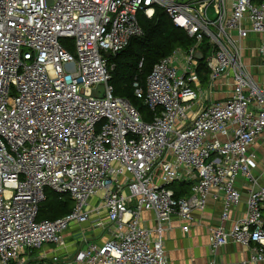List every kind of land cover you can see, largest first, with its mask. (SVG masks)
<instances>
[{"label":"built area","instance_id":"1","mask_svg":"<svg viewBox=\"0 0 264 264\" xmlns=\"http://www.w3.org/2000/svg\"><path fill=\"white\" fill-rule=\"evenodd\" d=\"M157 10L194 43L133 85L146 123L113 95L106 55ZM173 183L189 194L176 199ZM47 190L68 196L71 213L37 221ZM210 202L222 205L210 254L232 244L249 251L239 264H264V0H0V264L65 249L73 224L65 264H167L171 221L187 233Z\"/></svg>","mask_w":264,"mask_h":264},{"label":"trees","instance_id":"2","mask_svg":"<svg viewBox=\"0 0 264 264\" xmlns=\"http://www.w3.org/2000/svg\"><path fill=\"white\" fill-rule=\"evenodd\" d=\"M142 35L130 41L129 45L115 56L109 58L114 68L110 85L113 95L126 100L139 113L144 122H151L153 114L134 95L136 83L144 89L145 79L153 66L162 58L170 56L175 50L187 51L194 43L185 32L175 28L161 10L155 12L152 20L138 15ZM139 64L141 66L139 67ZM202 82L206 81V71L200 64ZM176 199L189 194L190 187L184 183L169 186ZM72 201L66 195L59 196L51 190L45 191V201L39 206L37 221H53L71 213Z\"/></svg>","mask_w":264,"mask_h":264},{"label":"crops","instance_id":"3","mask_svg":"<svg viewBox=\"0 0 264 264\" xmlns=\"http://www.w3.org/2000/svg\"><path fill=\"white\" fill-rule=\"evenodd\" d=\"M251 38H253V36ZM224 97H226V94L222 92L221 88L220 90L212 93L211 99L220 100ZM241 192L242 203L238 209L231 212V220L237 219L244 212L246 194L242 189ZM91 203H94V201L92 200ZM221 212L222 205L220 203L210 202L204 211L195 212L193 214L194 219L189 226L187 233H183L181 231L182 223H180L177 219H173L170 223V231L163 235V250L167 264H208L211 260H213L216 264H224L221 262L220 256H226L228 252L233 260L236 250L238 251L237 255H241L239 263L245 261L249 256V251L232 244L223 247L214 256L210 254L208 228L219 223ZM142 223L147 227L153 228L155 226L153 215L151 213L143 212ZM79 228H81L79 225L73 224L64 234V239L67 243V247L65 249L56 250L54 247L49 246L44 247L41 251H32L29 253V257H27L25 261L26 264H53L51 258L52 256H56L58 258L59 262L56 264H65L70 257L69 254L72 253V250L74 249V242L76 236H78L76 232H78ZM87 235L90 240H97V234L92 236L91 233H87ZM103 240L104 237L101 241ZM43 253H45L46 257L44 261H41L38 257Z\"/></svg>","mask_w":264,"mask_h":264},{"label":"rangeland","instance_id":"4","mask_svg":"<svg viewBox=\"0 0 264 264\" xmlns=\"http://www.w3.org/2000/svg\"><path fill=\"white\" fill-rule=\"evenodd\" d=\"M222 85L224 86L222 88V92H224L227 95V92H228L227 85L225 83H223ZM34 252H36V251H34ZM235 252H236V254H235V257H234L233 260H232V257L229 255L228 252H227V255L226 256L225 255H221L220 256L221 262H223L224 264H226V263H228V264H238L239 261L241 260V255H237V252H238L237 250Z\"/></svg>","mask_w":264,"mask_h":264},{"label":"water","instance_id":"5","mask_svg":"<svg viewBox=\"0 0 264 264\" xmlns=\"http://www.w3.org/2000/svg\"><path fill=\"white\" fill-rule=\"evenodd\" d=\"M187 1H188V0H178V3H179V4H184V3H186ZM110 57H111L110 54H107V55H106V58H110ZM196 58H197L198 60H201V55H200V54H197ZM102 90H103V87H102V86H99V87L97 88V90L92 91L91 96H93V97L102 96V95H98L99 92L102 93Z\"/></svg>","mask_w":264,"mask_h":264}]
</instances>
